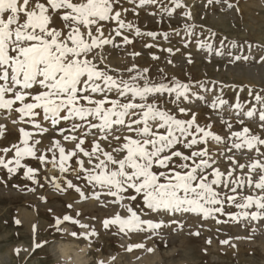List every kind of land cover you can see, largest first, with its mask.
Instances as JSON below:
<instances>
[{
  "label": "snow or ice",
  "instance_id": "snow-or-ice-1",
  "mask_svg": "<svg viewBox=\"0 0 264 264\" xmlns=\"http://www.w3.org/2000/svg\"><path fill=\"white\" fill-rule=\"evenodd\" d=\"M129 2L135 3V0ZM158 2L139 0L138 6ZM171 4V9L163 7L169 16L185 7L182 0H171ZM127 11L121 0H0V115L6 114L8 119L15 113L12 125L31 126V130L18 127L19 142L0 149L4 153L0 156V166L14 173L23 167L21 161L30 157L42 165L58 167L61 173H78V178L83 177L103 191L85 196L71 180L66 181L63 189L59 183L53 187L57 191L74 189L84 199L99 200L102 194L115 198L112 203L118 204L125 215L117 211L104 219L105 229L117 226L120 232H155L165 226L163 220L144 218L149 213L173 217L177 213H191L205 219L220 214L234 222L264 219V136L253 132L244 119H239L242 127L233 130V124L221 117L220 122L228 130L224 134L214 132L212 122L199 123L198 113L183 106L193 96L204 99L193 91L191 82L167 81L166 77L156 82L149 76L147 67L132 64L121 72L106 63V46H120L116 37H121L125 45L133 43L123 31L134 28L122 18ZM185 15L191 18L190 13ZM112 24L115 27L106 33L105 29ZM135 35L143 33L135 28ZM146 35L156 36L152 32ZM187 35L195 33L187 32ZM215 35L211 33L208 40ZM227 39L224 37L215 48L208 40L197 39V44L210 54L223 56ZM232 47H237L235 42ZM167 51L173 52L171 48ZM130 55L135 59L140 53ZM248 58L237 54L232 56V62ZM188 62H192L190 58ZM200 87L211 91L203 84ZM165 95L173 98L175 114L158 103ZM249 95H253L251 90ZM253 98L261 105L259 109L252 107L245 112L239 102L230 107L238 117L243 112L252 119L258 113L254 122L264 131V96L257 92ZM227 103L217 96L210 108L222 109ZM7 131L8 125L0 123V138ZM49 132L61 139L53 138L47 149H38L41 139L35 137ZM90 136L89 151L83 145ZM61 140L74 143V147L67 149ZM101 141L111 151L102 147ZM178 146L188 151H181ZM9 152H13V157L6 160ZM238 154L249 158L242 163L237 159ZM81 156L87 158V167ZM221 159L228 163L225 170L219 166ZM39 172L40 169L27 167L26 178L38 184ZM245 189L255 194H245ZM225 205L241 211L225 212ZM253 206L256 210L250 211ZM66 221L81 228L89 227L70 215H63L55 219L58 231ZM169 224L183 227L174 218ZM90 234H96L94 228ZM71 235L78 238L76 232ZM41 247L42 244H35V248ZM132 247L144 245L130 246L128 250Z\"/></svg>",
  "mask_w": 264,
  "mask_h": 264
},
{
  "label": "rangeland",
  "instance_id": "rangeland-1",
  "mask_svg": "<svg viewBox=\"0 0 264 264\" xmlns=\"http://www.w3.org/2000/svg\"><path fill=\"white\" fill-rule=\"evenodd\" d=\"M182 3L185 7L176 9L169 16L163 11V7L171 9V0H160L157 4L145 7L138 6L139 0H135V3L121 0L123 7L128 9L122 18L134 25L131 31H123L133 43L125 45L121 37H116V43L120 46H106V63L110 68L121 72L132 64L140 68L147 67L150 69L149 76L156 82L164 81L165 77L167 81L191 82L193 91L204 99L193 96L183 106L191 107L198 113L199 123L203 125L212 122V130L224 134L228 130L220 122L221 117L233 124V130H239L242 127L239 119H244L245 125L253 132L264 136V131L254 122L258 119V113L252 119L247 118L243 112L238 117L230 107L236 102L243 105L245 112L252 107H261L253 97L257 92L264 96V60L261 59L264 57V0H213L211 4L208 0H182ZM185 13H190L191 18ZM114 27L115 24H112L106 28V33ZM135 28H139L143 35L136 36ZM148 32L155 33L156 36L146 35ZM187 32H194L195 35L188 36ZM211 33L216 34L215 38L208 40ZM224 37L228 39L225 41L223 56L210 54L197 44V39L208 40L215 48ZM233 42L237 47H232ZM147 44L153 47H145ZM169 48L173 50L172 53L167 51ZM133 52H139L140 55L133 59L130 55ZM229 52L232 56L239 54L249 58L233 63ZM154 56L159 59H153ZM189 58L191 63L188 62ZM124 75L127 78L128 73L125 72ZM201 84L211 91H204ZM250 90L253 95H249ZM217 96L228 103L222 109L212 110L210 103ZM158 103L176 113L172 97H160ZM5 116L6 114L0 115V123H6L8 131L4 138H0V149L19 142L18 127L24 126L31 130L30 125L11 124V119L16 118L15 113L8 119ZM35 138L41 139L38 149H47L53 138L61 139L58 134L51 132ZM91 141L90 136L83 145L86 150H91ZM61 143L67 149L74 147L72 142L61 140ZM115 143L114 141L113 144ZM101 144L111 151L103 141ZM178 147L181 151H188L182 146ZM2 155L4 153L0 152V156ZM48 155L50 158L51 153ZM12 157L13 152H9L5 159ZM81 158L85 160L87 167V158ZM248 158L237 155L242 163ZM75 161L76 158L73 157V167L76 166ZM21 164L23 167L14 173H9L0 166V264H99L100 261L104 264H264V219H241L234 222L220 214H216L215 218L205 219L202 215L191 213H177L174 217L171 214L149 213L144 218L163 220L165 226L155 232H120L117 226L105 229L102 223L104 219L115 215L117 211L122 216L125 215L118 204L112 203L115 198L102 194L99 200L84 199L74 189L57 191L53 185L59 183L63 189L67 180L79 186L85 196L103 190L87 183L83 177L78 178V173L60 175L54 172L52 176L50 172L54 167L51 164L45 166L30 157H25ZM219 166L225 170L228 163L221 159ZM27 167L40 169L38 184L26 178ZM247 171L245 168L244 172ZM245 194L255 193L245 189ZM69 204L72 205L71 208L67 207ZM255 210L253 206L250 211ZM240 211L225 205V212ZM25 214L31 215L32 220L26 222ZM63 215H70L89 227L81 228L79 224L66 221L59 226L58 231L55 219ZM173 218L183 227L169 224ZM217 220L228 222L218 223ZM93 228L95 235L90 234ZM72 232L78 233V238L73 237ZM197 232L199 235H195ZM224 240L229 243H221ZM36 243L42 244V247L35 248ZM138 244L144 247H132L131 251L128 250L130 246ZM81 246L87 249L83 251Z\"/></svg>",
  "mask_w": 264,
  "mask_h": 264
},
{
  "label": "bare ground",
  "instance_id": "bare-ground-1",
  "mask_svg": "<svg viewBox=\"0 0 264 264\" xmlns=\"http://www.w3.org/2000/svg\"><path fill=\"white\" fill-rule=\"evenodd\" d=\"M54 172H55V173H58V174H60V175H63V174H64V173H61V172L59 171V168H58V167H55L54 170H53L52 172H50L52 176H53ZM89 205H90V204H89ZM91 207H93V206H91ZM25 215H26V214H25ZM24 218H26V217L24 216ZM30 219H31V215L27 214V220L30 221ZM81 247H83V251H85V250L87 249L85 246H81ZM64 251H65V250H64Z\"/></svg>",
  "mask_w": 264,
  "mask_h": 264
},
{
  "label": "crops",
  "instance_id": "crops-1",
  "mask_svg": "<svg viewBox=\"0 0 264 264\" xmlns=\"http://www.w3.org/2000/svg\"><path fill=\"white\" fill-rule=\"evenodd\" d=\"M26 218H24L25 220H26V222H29V220H27V214L26 215H24ZM31 218H32V216H31ZM32 220V219H31ZM29 225H30V223H29Z\"/></svg>",
  "mask_w": 264,
  "mask_h": 264
}]
</instances>
